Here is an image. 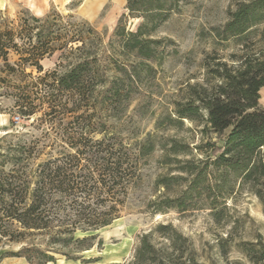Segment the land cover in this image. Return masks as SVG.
Returning a JSON list of instances; mask_svg holds the SVG:
<instances>
[{
  "label": "trees",
  "instance_id": "16d2710c",
  "mask_svg": "<svg viewBox=\"0 0 264 264\" xmlns=\"http://www.w3.org/2000/svg\"><path fill=\"white\" fill-rule=\"evenodd\" d=\"M168 2L128 0L125 9L140 14L143 23L136 32L117 27L116 46L109 57L101 51L91 27L65 25L59 13L20 17L16 28L1 24V72L7 76L27 77L25 65L43 73L45 58L57 52L61 56L53 71L30 83V90L13 83L20 90L16 95L18 118L32 119L41 112L38 121L45 131L41 140L0 139V245L22 246L18 252L5 253L0 261L23 258L28 264H55L58 255L79 260V253L94 246L95 233L121 218L141 179L144 162L157 148L165 150L164 164L170 165L175 157L179 175L156 179L154 186L165 189V194L150 201L148 208L155 212L171 208L167 194L173 181H188L179 201L197 193L210 200L214 210L219 205L226 207L236 190H246L258 197L264 211V107L260 104L264 29L252 49L230 56L231 64L217 56L213 65L206 60L205 82L188 85L184 101L175 103L178 124L189 121L202 127L206 141L195 146L196 154L176 140L168 149L151 136L125 143L116 132H109L106 122L95 120L101 109L112 117L130 103L140 80L139 67L149 70L147 62L155 58L159 41L153 36L160 23L154 20L169 16ZM262 24L264 0H235L227 22L216 32L224 40L247 39ZM10 51L18 55L19 62H9ZM124 55L130 65L122 60ZM3 82L7 81L0 79ZM180 155L191 159L183 161ZM150 237H142L134 260L127 264H197L194 253L186 263L182 255L174 258L158 249ZM98 261L86 259L82 264Z\"/></svg>",
  "mask_w": 264,
  "mask_h": 264
},
{
  "label": "rangeland",
  "instance_id": "374dc122",
  "mask_svg": "<svg viewBox=\"0 0 264 264\" xmlns=\"http://www.w3.org/2000/svg\"><path fill=\"white\" fill-rule=\"evenodd\" d=\"M36 1L40 6L45 5L44 15H62L65 25L91 27L105 57L111 56L116 46L117 27L126 33L136 32L143 23L140 14H131L125 9V4H118L116 0H84L85 4L92 2L95 5L93 15H87L83 8L75 11L76 2L67 8L59 0ZM167 7L172 9L169 16L154 20V23H160L153 36L159 41L155 46V58L147 62L151 67L149 70L146 66L139 67L140 80L130 96V103L127 106L124 104L125 109L117 110L118 115L112 117L101 109L95 120L106 122L109 132H116L125 143L134 144L151 136L158 145L169 149L172 141L176 140L188 145L196 154L195 146L206 139L200 132L202 127L189 121L178 124L175 103L184 101L188 85L205 82L206 60L213 65L216 62L213 58L217 56L222 58L220 61L231 64V55L240 56L245 49H252L253 43L262 35L264 24L254 28V33L247 39L232 37L224 40V36H217L216 30L222 29L227 22L229 10L235 8V0H170ZM29 15L32 13L25 0H0V26L10 24V27L16 28L18 19ZM85 16L90 22L82 18ZM16 42L22 44L19 38ZM60 56L61 53L57 52L45 58L41 62L43 73L25 65L27 77L2 73L4 63L0 60V79L7 81L0 83V139L7 137L11 140L10 136L42 139L45 127L38 121L42 113L32 119L18 118L16 95L20 90L19 87L15 89L13 83L30 90L31 82L56 68ZM8 59L11 64L19 62L18 55L13 51L9 52ZM122 60L130 65L126 55ZM30 96L35 98V94L30 93ZM262 99L261 95L260 104L264 107ZM101 137L97 135V138ZM164 151L157 148L144 162L141 179L131 191L121 218L95 233L97 236L92 241V249L79 253V260H67L58 255L55 264H82L86 259H99L95 264H127L134 260L146 234L151 236L150 240L158 249L173 254L174 258L182 255L181 261L186 263L189 262V255L194 253L197 264H264V211L253 193L236 190L227 200L226 207L219 205L213 210L209 206L210 200L197 193L179 201L182 198L180 192L187 190L188 181H173L167 194L171 199V208L164 212L148 208L150 201H156L165 194V189L154 186L156 179L165 174L179 175L175 170L177 163L174 156L170 165L163 163ZM178 158L183 161L191 159L185 155ZM162 226L169 229L160 230ZM21 247L18 244H1L0 257L8 252H18Z\"/></svg>",
  "mask_w": 264,
  "mask_h": 264
},
{
  "label": "crops",
  "instance_id": "0c3cea01",
  "mask_svg": "<svg viewBox=\"0 0 264 264\" xmlns=\"http://www.w3.org/2000/svg\"><path fill=\"white\" fill-rule=\"evenodd\" d=\"M57 1V0H54ZM63 2L67 6V8H70L71 4L76 2L75 11L80 10L83 8V11L87 15H93L96 11L95 5L92 2H87V4L84 3V0H59ZM118 4H127L128 0H116ZM26 6L28 10L36 17H42L44 16V6H40L36 0H25ZM84 20L90 22V19L88 17H82ZM0 264H28L27 261L23 258H4L0 261Z\"/></svg>",
  "mask_w": 264,
  "mask_h": 264
},
{
  "label": "bare ground",
  "instance_id": "6f19581e",
  "mask_svg": "<svg viewBox=\"0 0 264 264\" xmlns=\"http://www.w3.org/2000/svg\"><path fill=\"white\" fill-rule=\"evenodd\" d=\"M261 92V95H262V100H264V89L260 91Z\"/></svg>",
  "mask_w": 264,
  "mask_h": 264
}]
</instances>
